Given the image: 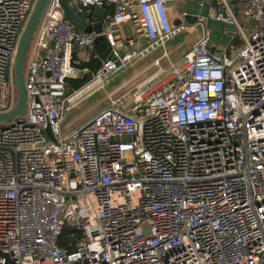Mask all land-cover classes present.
Segmentation results:
<instances>
[{
	"label": "built area",
	"instance_id": "built-area-1",
	"mask_svg": "<svg viewBox=\"0 0 264 264\" xmlns=\"http://www.w3.org/2000/svg\"><path fill=\"white\" fill-rule=\"evenodd\" d=\"M71 1L112 11L78 30L48 1L26 57L25 113L0 121V264H264V0H205L234 28L225 47L203 17L186 25L190 0ZM34 2L0 0V113L16 101L13 59ZM196 25L191 49L163 66L166 42ZM99 36L110 56L67 93ZM158 48L62 132L66 112Z\"/></svg>",
	"mask_w": 264,
	"mask_h": 264
},
{
	"label": "rangeland",
	"instance_id": "rangeland-1",
	"mask_svg": "<svg viewBox=\"0 0 264 264\" xmlns=\"http://www.w3.org/2000/svg\"><path fill=\"white\" fill-rule=\"evenodd\" d=\"M191 2L192 0H190L188 11L192 12L195 8V5L193 3L191 4ZM202 9V11L196 12V14L204 16L203 25L208 31L211 41L213 39L218 45L220 44V46L225 47L232 37L230 34L234 33V28L222 21L210 18L209 7ZM171 14L173 16V13ZM186 25H188V23H186ZM199 27H201V25H196L193 28L181 30L166 42L165 49L168 52V58H163L161 60V64L163 66L168 65L169 61L176 62L188 50L191 49L193 40L200 30ZM124 33L127 36L129 35L130 32L128 25H124ZM237 43L240 44L239 41H237ZM119 50L122 51L121 48H119ZM161 51L162 49L158 48L152 54L147 55V57L144 59L132 64V66H128L127 68L118 71L112 77L110 84L105 88V90L96 91L87 99L82 101L77 107L66 112L62 124V132L66 134L76 129L78 126L82 125L89 118H91L96 112L106 107L108 104V101L105 97L106 92L120 85L122 82L130 79L136 72H138L139 69H142L145 65H147L154 56H158ZM149 72L146 73V75H148ZM142 78L143 76L136 79L135 82H139Z\"/></svg>",
	"mask_w": 264,
	"mask_h": 264
},
{
	"label": "water",
	"instance_id": "water-1",
	"mask_svg": "<svg viewBox=\"0 0 264 264\" xmlns=\"http://www.w3.org/2000/svg\"><path fill=\"white\" fill-rule=\"evenodd\" d=\"M49 0H35L33 7L25 21L24 27L17 40L16 50L13 59V78L14 86L16 91V101L13 107L7 112L0 113V121L7 122L8 120L14 119L17 116H22L25 113L27 105V92L25 89V62L28 50L31 42L36 35L39 25L43 19L47 4ZM198 3L206 4L205 0H195ZM60 7L62 9L65 20L78 30L90 31L98 30L99 25L91 26L89 19L94 16L98 19H103L106 16L105 7H93L91 13H85L82 9L74 5L71 0H59ZM185 21L188 24H192L197 20V16L188 14L185 16ZM177 20L173 21L176 25ZM50 138L52 135L49 129H46Z\"/></svg>",
	"mask_w": 264,
	"mask_h": 264
},
{
	"label": "trees",
	"instance_id": "trees-1",
	"mask_svg": "<svg viewBox=\"0 0 264 264\" xmlns=\"http://www.w3.org/2000/svg\"><path fill=\"white\" fill-rule=\"evenodd\" d=\"M106 8H108V5L106 6ZM232 41L236 42V39H232ZM84 51L87 54L88 59L86 61H80V63L77 66H79L80 68L85 67L89 71L86 74V76L83 78L67 79L66 81L67 93H70L72 90L80 87L90 78L92 73L95 72L100 66V62L98 58L100 60L108 58L110 56L111 47L105 37L99 36L94 39L90 47L84 48ZM76 53H77V49L74 50V58H76ZM60 244L63 245L65 244V242L63 241Z\"/></svg>",
	"mask_w": 264,
	"mask_h": 264
},
{
	"label": "crops",
	"instance_id": "crops-1",
	"mask_svg": "<svg viewBox=\"0 0 264 264\" xmlns=\"http://www.w3.org/2000/svg\"><path fill=\"white\" fill-rule=\"evenodd\" d=\"M206 2V4H201V3H198V2H196L195 0H192V2H191V4L193 3L195 6V8L193 9V11L191 12L190 11V13L191 14H193V15H198V14H196V12H200V11H202L203 9L202 8H207V7H209L208 5H207V1H205ZM189 6V5H188ZM106 11L109 13V12H111L112 11V7H111V5H108V8H106ZM198 16H200V15H198ZM201 17H203V19H204V16H201ZM209 18V17H208ZM202 25H203V23H202ZM194 27V26H193ZM192 27V28H193ZM200 28V27H199ZM203 29H205L206 30V28H205V26L203 25ZM200 32H201V28H200V30L198 31V33L196 34V36H195V38H194V40H193V43H194V41L196 40V38L198 37V35L200 34ZM192 43V44H193ZM212 43H213V45H215L216 47L218 46V47H222V46H220V44L218 45L216 42H215V40H213L212 39ZM228 44V43H227ZM83 51V50H82ZM79 52V51H78ZM80 53V52H79ZM82 53H85V51L84 52H82ZM154 57H156V56H154ZM153 57V58H154ZM152 61V60H151ZM150 61V62H151ZM149 62V63H150ZM148 63V64H149ZM147 64V65H148ZM147 65H145L144 67H146ZM143 67V68H144ZM139 70H141V69H139ZM138 70V71H139Z\"/></svg>",
	"mask_w": 264,
	"mask_h": 264
}]
</instances>
